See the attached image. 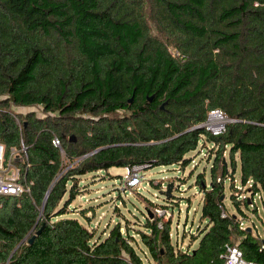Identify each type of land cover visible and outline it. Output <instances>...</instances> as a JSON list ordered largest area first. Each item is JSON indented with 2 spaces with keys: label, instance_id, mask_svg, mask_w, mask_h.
Returning a JSON list of instances; mask_svg holds the SVG:
<instances>
[{
  "label": "trees",
  "instance_id": "1",
  "mask_svg": "<svg viewBox=\"0 0 264 264\" xmlns=\"http://www.w3.org/2000/svg\"><path fill=\"white\" fill-rule=\"evenodd\" d=\"M13 106L46 117L19 122ZM212 110L235 121L221 136L199 128ZM0 143L8 158L16 149L32 182L30 194L0 196V264H146L120 224L102 240L67 216L80 179L112 168L185 169L200 144L217 150L208 151L211 186L197 176L208 220L198 247L175 251L172 222L148 210L150 235H139L149 258L224 264L226 246L236 245L264 264V240L222 201L237 156L241 185L264 192V0H0ZM232 201L243 217V206L256 211L253 199Z\"/></svg>",
  "mask_w": 264,
  "mask_h": 264
},
{
  "label": "rangeland",
  "instance_id": "2",
  "mask_svg": "<svg viewBox=\"0 0 264 264\" xmlns=\"http://www.w3.org/2000/svg\"><path fill=\"white\" fill-rule=\"evenodd\" d=\"M12 111L20 116L17 117L19 122L26 115L33 113L38 117H46L40 107L17 108L13 106ZM201 145L187 156L192 160V163L185 169H181L179 165L142 169L143 182L139 189L126 188L125 176L128 168H112L109 171L82 177L80 179L81 194L71 204L67 216L78 219L89 230L95 231V238H102V240L116 225L120 224L122 230L129 233L135 240L133 245L143 262L156 264L149 258L148 249L142 243L139 232L150 235V231L145 227L148 210L154 214V210L160 208L159 206L169 205L171 207L168 210L172 212V216L166 221L172 222V244L176 246L175 251L184 254L191 253L197 249L199 244V240H196L199 235L198 230L205 228L208 224V220L203 219V192L197 185V176L205 174L206 184L208 187L211 186L212 163L207 160V157L208 151L211 150L212 155V151L217 150L213 145H206L205 148ZM224 162H226V167L231 175L233 171L227 151L224 154ZM240 181L241 166L237 156L234 188L231 187V180L228 179L225 182L226 198L224 203L229 214L237 216L240 220L242 229H251L253 234L263 241L264 192L254 197L249 192L251 184L243 187ZM170 184L173 185L172 204L165 198L167 187ZM233 194L240 201L249 198V204L253 199L256 211L253 207L248 209L243 206L242 210L246 217L241 216L233 204ZM83 213H86V217L90 219L87 220ZM245 218L246 220H244ZM233 241L237 242L235 237Z\"/></svg>",
  "mask_w": 264,
  "mask_h": 264
},
{
  "label": "built area",
  "instance_id": "3",
  "mask_svg": "<svg viewBox=\"0 0 264 264\" xmlns=\"http://www.w3.org/2000/svg\"><path fill=\"white\" fill-rule=\"evenodd\" d=\"M235 122L231 120L222 110H212L208 113L207 120L202 126L209 131L213 136H221L226 133L228 125ZM54 147L59 148L64 155L62 149V142L60 138L54 137L52 140ZM25 152L26 149L23 148ZM19 160V154L16 149H12L11 157H7V149L4 144L0 143V196L6 197H21L24 194H30L32 182L22 179V172L17 167L16 162ZM79 160L75 164H77ZM67 167L64 173L71 168ZM147 167L128 168L125 176V183L127 189H139L143 177L141 176L142 169ZM154 214L164 221L172 216V212L165 208H156ZM223 217L226 214L223 213ZM162 228V223L159 224ZM264 247V245H263ZM224 264H260L256 262L247 261L244 258L243 252L236 245H227L226 252L222 256Z\"/></svg>",
  "mask_w": 264,
  "mask_h": 264
},
{
  "label": "water",
  "instance_id": "4",
  "mask_svg": "<svg viewBox=\"0 0 264 264\" xmlns=\"http://www.w3.org/2000/svg\"><path fill=\"white\" fill-rule=\"evenodd\" d=\"M149 101L150 102H152L153 101V98H150L149 99ZM133 102V98L130 100V103H132ZM199 128H202V129H204V127L201 125ZM193 129H196V128H193ZM70 141L71 142H76V137L75 136H72V137H70ZM100 150H97V151H95V152H92L91 154H88V155H86V156H84L83 158H81L79 161H82V160H84V159H86V158H88V157H90V156H92V155H94L95 153H97V152H99ZM224 164L226 165V162H224ZM53 186H54V184L51 186V188H50V190L48 191V193H47V195H46V198H45V201H44V204H43V208H42V210H41V214L43 213V210H44V208H45V206H46V203H47V200H48V198H49V196H50V193H51V191H52V188H53ZM172 190H173V185L172 184H170V185H168V187H167V191H166V194H165V196H166V199H170L171 198V193H172ZM224 199H225V196H223V198H222V201H224ZM150 214V213H149ZM150 216H151V218H152V214H150ZM249 231H251V229H249ZM40 233H41V230L29 241V244H32L33 242H34V240H35V237L37 236V235H40ZM25 242V241H24ZM24 242H22V244L24 243Z\"/></svg>",
  "mask_w": 264,
  "mask_h": 264
}]
</instances>
